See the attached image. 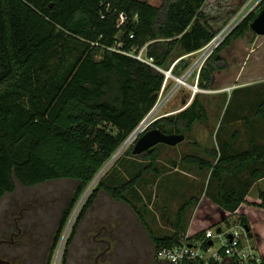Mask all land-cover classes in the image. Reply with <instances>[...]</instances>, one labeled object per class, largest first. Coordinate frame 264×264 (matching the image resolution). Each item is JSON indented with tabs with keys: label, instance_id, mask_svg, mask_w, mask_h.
<instances>
[{
	"label": "trees",
	"instance_id": "1",
	"mask_svg": "<svg viewBox=\"0 0 264 264\" xmlns=\"http://www.w3.org/2000/svg\"><path fill=\"white\" fill-rule=\"evenodd\" d=\"M206 1L165 0L158 6L149 0H0V199L13 192L17 182L32 186L60 178L79 181L59 219L51 252L89 184L159 99L165 74L124 51L146 45L154 63L167 69L178 47L183 51L180 57L200 49L220 29L200 20ZM263 6L264 0L206 62L201 87L210 88L214 73L225 67L221 51L252 30ZM188 63L181 59L174 72ZM257 114L264 121V103ZM199 120H208V113L196 94L183 109L159 117L148 129L191 133ZM230 146L224 144L214 163L200 155L184 157L187 163L209 168V185L215 183V188L181 205L174 233L158 236L147 226L156 252L161 246L200 239L212 227L230 226L237 215L241 225L251 228L261 256L258 264H264V190L250 195L253 184L264 177V146L255 142L242 150ZM139 155L150 163L130 180L100 179L74 222L62 264L100 190L130 203L144 222L127 194L136 196L139 187L145 190L139 184L145 182L146 170L159 173L155 164L160 151L155 145ZM244 169L250 178L233 186ZM200 203L210 212L193 220L190 233L181 237L187 209Z\"/></svg>",
	"mask_w": 264,
	"mask_h": 264
},
{
	"label": "rangeland",
	"instance_id": "2",
	"mask_svg": "<svg viewBox=\"0 0 264 264\" xmlns=\"http://www.w3.org/2000/svg\"><path fill=\"white\" fill-rule=\"evenodd\" d=\"M149 1L159 6L165 0ZM256 1L207 0L201 9L203 19L200 20L217 30L245 6L250 4L251 7ZM182 53L178 47L168 68ZM220 56L224 58L225 67L214 73L212 85L206 92L196 93L201 96L208 120H199L193 131L185 133L186 138L177 145L156 144L160 151L155 164L159 173L146 170L145 179H142L145 182L139 184L141 187L145 185V190L137 185V197L134 193L127 194L139 207L144 223L155 235L174 233L181 205L192 196L203 197L206 192L215 188V183L213 186L209 185L211 170L185 162L186 155H200L214 163L226 142L230 143L234 150L250 148L253 142L264 146V121L257 114L258 108L264 103V36L253 30L248 31L226 46ZM192 58H186L188 67ZM187 68L179 69L174 75L181 77ZM188 82L194 84V79L191 77ZM193 93L187 84H177V79L170 77L165 90H161L159 94L156 107L145 118L144 125L148 127L159 117L180 111L191 102ZM184 97H188L186 103L183 101ZM136 141L124 142L128 144L123 143L124 147L120 146L123 147V152L113 160L114 155L113 161H108L96 179L89 184L73 209L54 252L51 251L59 219L79 181L60 178L32 186L17 182L16 189L0 199V239L9 240V243L0 246V256L17 264H47L49 257L52 258L51 264H56L57 261L62 264L64 249L74 222L100 179L105 177L108 183L113 182V179L123 183L150 163L148 159L133 152ZM214 150L217 155L213 153ZM248 178L249 171L244 169L232 181L233 186L240 187ZM261 190H264V177L253 184L250 195L257 196ZM200 205L201 203L198 206L191 205L187 209V218L180 230L181 237L187 234L193 220L198 221L201 216L210 212L207 211V206ZM132 213L130 203L116 200L107 191L100 190L69 246L66 264H93L97 244L95 237L102 234H107V238L112 239L113 247L122 238H125L128 244L134 243L135 235L123 233L124 229L119 224L120 220ZM230 221L232 226L240 222L237 215L232 216ZM16 223L24 232L11 238L10 234L4 233V229L8 226L15 229ZM212 228L217 230V226ZM223 228L227 229L225 225ZM214 241L215 249H219L222 244L220 238L215 237ZM251 242L257 248L254 238H251ZM103 245L106 247V244ZM145 249H150L153 255H156L148 230ZM86 259L90 263H87Z\"/></svg>",
	"mask_w": 264,
	"mask_h": 264
},
{
	"label": "built area",
	"instance_id": "3",
	"mask_svg": "<svg viewBox=\"0 0 264 264\" xmlns=\"http://www.w3.org/2000/svg\"><path fill=\"white\" fill-rule=\"evenodd\" d=\"M260 1L261 0H257L251 7H249L250 4L245 6L233 18L224 24L200 49L177 58L167 70L155 64L153 57L148 56L146 45L139 51H124V53L131 55L145 63L153 65L162 71L166 75L162 90H165L168 79L172 77L177 79V84H181L179 83V80L183 81L182 84H187L193 90L194 97L197 92H206L207 90V88H200L201 71L206 62L223 45L231 33L260 3ZM123 18L124 15H122V19ZM187 57H193L191 65L185 70L181 77L174 75L175 66L180 62L181 59ZM191 77L194 79V84L188 82ZM145 118L130 134L127 140L131 137L134 138L133 140H137L149 128V126L147 127L146 125H142V123L146 120ZM226 227L227 229L223 228L221 233H218L216 229L210 228L206 231L205 236L200 239H185L181 244L173 246H161L156 252V257L158 260H161L166 264H214V262L222 261L226 256L230 257L232 264L260 263L261 256L256 246L252 244L251 237L249 236L245 227L240 223L234 226L226 225ZM215 237H219L222 242L219 249H215ZM211 240H213V243H210ZM207 242L208 245L206 244ZM221 249L223 251H221Z\"/></svg>",
	"mask_w": 264,
	"mask_h": 264
},
{
	"label": "flooded vegetation",
	"instance_id": "4",
	"mask_svg": "<svg viewBox=\"0 0 264 264\" xmlns=\"http://www.w3.org/2000/svg\"><path fill=\"white\" fill-rule=\"evenodd\" d=\"M119 224L124 229L123 233L128 232L135 235L134 243L128 244L126 239L122 238L113 247V241L111 238H107V234L106 236L102 234L100 237H95L97 244H95L93 264H166L161 260H157L155 253L153 255L150 249L148 251L145 249L148 228L147 224L137 214H128L127 217L120 220ZM23 232L22 227H19L18 223H16L15 229H13V226H8L7 229H4V233L10 234L11 238L19 236ZM6 242L9 243V240L6 238L0 239V246L6 244ZM103 243L106 244V247H104ZM86 262L90 263L88 259H86Z\"/></svg>",
	"mask_w": 264,
	"mask_h": 264
},
{
	"label": "water",
	"instance_id": "5",
	"mask_svg": "<svg viewBox=\"0 0 264 264\" xmlns=\"http://www.w3.org/2000/svg\"><path fill=\"white\" fill-rule=\"evenodd\" d=\"M251 29L260 35H264V6L251 23ZM186 138L185 133H166L159 128L147 129L136 141L133 148L135 154H141L149 148L155 146L158 143H165L169 145H177L179 142ZM123 146V145H122ZM117 153V152H116ZM115 153V154H116ZM114 154V155H115ZM112 158L109 160V162ZM249 236L253 238V232L249 226H244ZM223 230L222 226L217 228V232L221 233ZM213 243V240L210 241ZM0 264H17L14 261L0 256Z\"/></svg>",
	"mask_w": 264,
	"mask_h": 264
},
{
	"label": "bare ground",
	"instance_id": "6",
	"mask_svg": "<svg viewBox=\"0 0 264 264\" xmlns=\"http://www.w3.org/2000/svg\"><path fill=\"white\" fill-rule=\"evenodd\" d=\"M179 83H183V81H182V80H179ZM145 122H146V120L142 123V125H144ZM133 139H134V138L131 137V138H129L126 142L131 143V142L133 141ZM126 142H125V143H126ZM128 143H127V144H128ZM127 144H125V145H127ZM123 145H124V144H123ZM123 147H124V146H123ZM123 147H122V148H123ZM122 148H120V149L117 151V153H116L115 156L113 157V160H114L115 158H117V156L120 155L121 152H123L124 149L121 150ZM113 160H111V161H113ZM103 171H104V170H103ZM103 171H102V172H103ZM102 172H101V173H102ZM101 173H100V174H101ZM58 257H59V256H58ZM57 259H58V258H57ZM56 264H58V261H57Z\"/></svg>",
	"mask_w": 264,
	"mask_h": 264
},
{
	"label": "crops",
	"instance_id": "7",
	"mask_svg": "<svg viewBox=\"0 0 264 264\" xmlns=\"http://www.w3.org/2000/svg\"><path fill=\"white\" fill-rule=\"evenodd\" d=\"M262 36V35H261ZM264 36V35H263ZM132 208V207H131ZM133 213L136 214V212L132 209ZM188 232L190 233V228L188 229ZM259 252V251H258ZM260 254V252H259ZM219 264H232V261L230 257L226 256L222 261H220Z\"/></svg>",
	"mask_w": 264,
	"mask_h": 264
}]
</instances>
